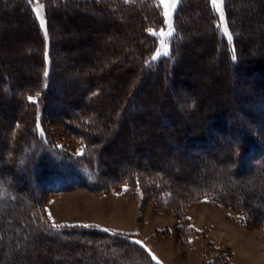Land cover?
Masks as SVG:
<instances>
[{
	"label": "rangeland",
	"instance_id": "374dc122",
	"mask_svg": "<svg viewBox=\"0 0 264 264\" xmlns=\"http://www.w3.org/2000/svg\"><path fill=\"white\" fill-rule=\"evenodd\" d=\"M157 1L161 5L165 21L169 23L176 15L181 0H177L175 7L171 6V0ZM260 1L261 5H258L256 0H233V22L237 28L242 27V33L239 35L241 34L243 40L240 62L237 66L225 65L223 60H218V52L210 51L209 45H204L201 39L210 33L205 28L204 20L196 6L193 8L187 6L184 22L188 25L186 35L191 38L187 46L192 52L185 60L189 63L183 62L179 65L182 64L180 75L186 77L184 80L188 88L193 87V93L200 104L197 111L193 110L195 119L202 111L207 114L211 111L212 121L219 122L221 126L223 125L220 122L221 115L215 113L216 111L223 110V113H226L234 111L236 107H243L247 109L252 119L257 117L254 121L259 120L262 123L257 128L255 122L247 126L253 140L264 145V118L259 117L264 114V110L258 107L264 102V78L256 74L253 67L251 71V67L247 69L246 61L247 57L249 59L256 53H264V42L260 44L258 38L264 35L261 27L264 22V0ZM42 5L39 1L35 2L37 12ZM13 6L14 3L10 2L0 8V66L9 72V79L0 81L3 88L7 82L13 83L12 76L18 73L20 88L28 81L35 80V73L40 69L41 63L37 50V35L31 31V24L22 14V7L12 9ZM101 12L104 14H100ZM101 12L97 14L95 10L85 6L79 8L77 12L57 8L53 14L52 29L55 32L54 44L57 47L53 58L59 61L56 69L60 70L59 76L64 81L63 88L56 90V93H60H57L56 98L52 96L44 99L47 104L53 106V109L57 108V111H60V116L51 110L43 113V107L34 102L38 125L35 134L22 135L25 136L24 141L28 143L19 149V153L17 152L21 158L16 159L14 165H18L19 170H16L15 174L13 171L12 174L0 175L1 184L11 191L4 195L3 187L0 185V264H102V259L108 256L104 253L103 245L106 242V247H110L112 241L103 242L102 233L113 232L120 233L121 236L124 234L135 236L132 239L140 245L144 244L151 252L152 259L161 264H264V225L258 218L260 215L264 217L262 167L255 169L251 164L244 170H239L238 175L228 176L231 187L238 185L240 189L234 196L236 202L251 204L260 214L258 216L222 198L207 195L201 197L183 195L180 196L181 201L176 203L177 193H174V190L179 192L177 189L169 188L173 191L171 193L167 190L168 187L162 184V188L155 190L151 185L152 180L146 175L136 176L130 182L112 185L108 180L109 172L121 171L123 164L130 162L152 165L169 174L173 173L170 178L171 186L189 189L191 187L189 186L191 183H187L189 177L193 182L201 183L212 179L214 175L223 176L226 169L236 166L237 161H230L225 155L238 141V136H235L233 142L227 135L224 139L218 137L216 140L220 144L216 148L208 149L207 146L206 150H191L196 161L194 157L189 159L188 155L180 158L178 155L180 148L172 147L169 137L161 134L162 126L155 124L148 127L149 123L154 121L153 114L157 112L155 105L149 102L150 114L144 112L143 117L137 119L135 126L131 128V133L122 136L118 144L108 150L109 155L105 154L119 159L118 162H104L108 157L103 155L100 157L103 162L99 165L94 160L80 164V170L89 168L92 174L83 175L84 180L81 181H77L72 168L53 169L51 166L54 164L53 156H63L67 153L76 156L83 151V145L72 134L73 131H67L59 121L63 108L73 113L88 110L94 124L106 118L118 123L122 112L117 111L115 103L122 96L123 88L134 86L130 82H133L137 75L135 67L132 68L134 74H123L125 78H119L120 71L133 66L131 58L134 56L118 58L117 51L133 48L130 39L137 37L139 32L132 29L137 30L138 23L111 12L107 14L104 9ZM246 12L250 16L244 20ZM38 16L43 26L45 20L43 11ZM102 20H106L108 24L115 23L117 26L102 25ZM168 29L158 32V36L161 37L160 44L162 43L161 53L167 51L164 42L168 37ZM77 35L83 37L77 39ZM122 35L128 40V45L123 43V48L116 43ZM225 38L231 42L227 35ZM75 41L77 46H71L70 43ZM30 52L32 55H29ZM109 54H112V57ZM105 57H110L107 59L108 62L104 61ZM113 62V67L110 66L111 72L101 73ZM115 63L118 64L117 67ZM89 73L102 74L101 95L96 100L83 102L80 92L94 83L87 80ZM144 79L145 81L148 79L147 84L143 86L146 90H156L159 83L166 84L165 80H155L149 75ZM10 90L12 98L0 100V167L3 164L12 165L11 138L15 139L18 134L19 136L22 134V131L17 133L22 128L20 121L16 123L13 132L8 133L9 119L13 117L16 120L22 111L19 104V88L11 85ZM110 93L115 95L111 96ZM188 94H190L188 90L178 92V96L182 98H187ZM31 99L34 100L33 97ZM78 99L82 102L77 106H72L69 102ZM187 105L185 102L180 103L181 110ZM167 107L168 104L165 108ZM137 110L139 111L140 107L137 106ZM187 117L184 127L187 130L195 129L193 116ZM244 118L247 119L246 114ZM117 128L115 125L93 128L90 136L99 137L97 143L92 142V147L112 138ZM143 129H147L152 136L153 133L160 134L159 140L155 138L145 143L141 135ZM126 140L134 142V145H126ZM95 148L97 150L98 147ZM122 148L127 149L132 156L120 157L117 152ZM217 149L219 150L217 157L208 155ZM31 152L34 155L28 157ZM249 156L248 154L247 157ZM30 159L35 160L36 169L29 177L24 168L31 170L27 163ZM216 160L220 162L219 165ZM37 161L45 162L46 165H39ZM43 169L48 176L53 173L57 176L61 174L63 178L75 181L74 185L68 189L52 190L44 177L38 181L39 183L34 182V174L37 178L45 175ZM4 170L9 172L7 168ZM181 170L184 174H181ZM12 185L19 187L14 189ZM164 189L167 190L165 197L161 194ZM89 230H95L94 236L99 237L89 239L86 236ZM94 240L95 246L91 244ZM114 253L115 251H112L110 255Z\"/></svg>",
	"mask_w": 264,
	"mask_h": 264
},
{
	"label": "trees",
	"instance_id": "16d2710c",
	"mask_svg": "<svg viewBox=\"0 0 264 264\" xmlns=\"http://www.w3.org/2000/svg\"><path fill=\"white\" fill-rule=\"evenodd\" d=\"M37 1L43 4L42 11L45 19L43 26L41 25L42 20L38 16V12L34 6L35 2ZM10 2L14 3L12 9L18 6L22 7V14L26 17V19H28L29 24H31V31L36 33L38 39L37 50L40 55L41 63L40 69L35 73V80H30V82L28 81L24 84V87L20 88L21 82L17 78L19 77V73L17 75L15 74V76L11 75L12 79H14V85L13 83L7 82L5 88H3L0 84V100L12 98L13 94L10 90L11 85L17 86V88H19V104L22 108L20 115L17 117L18 119L16 118L15 120L13 117L9 119L10 126L8 128V133L13 132L16 123L20 121L22 128L20 129V132L18 130L17 133H21L22 131V134H20V136L18 134L15 139L14 137L13 139L11 138V159H9L12 161V165L9 166V164H3L0 167V175L6 173L12 174L13 171L15 174L16 170H19L18 165H14L16 159L21 158L18 154V151L28 143V141H24L25 136L27 134H30V136L32 133L35 134L36 126L38 125L35 114V110L37 108L36 106H34V102L43 107V113H47L48 110H51L57 116H60V111L58 112L57 108L53 109V106L47 104L46 100L44 99V97L49 99V97L52 96L56 98L58 94H60L58 92L57 94L56 90L58 88L60 89V87L63 88L64 81L59 76L60 70L56 69L59 61L53 58L55 50L57 48L54 44L55 32L52 29V25L54 22L53 14H55L57 8H64L66 10L77 12L79 8L89 6L92 10H95L97 14L101 12L102 9H104L106 10L107 14L111 12L114 15L124 16L130 21H137V30H135L134 28L132 30L139 33L137 37H135V39H130V44L133 45V48H131L130 50H123L122 52L117 51L118 58L134 56L133 58H131L133 66L120 71L119 78L123 79V74L131 75L134 71V69H132L133 67L136 68L137 75L134 77L133 82H130L134 86L131 88H123L122 96H120L118 98V102L115 103V108H117V111L122 112L118 123L112 122L109 118H106L94 124L89 115L91 112H89L88 110H80L73 113L70 112L71 110L69 111L63 108L61 112L62 117H60L61 120L59 121L67 129V131H73L72 134L79 140V143L83 145V151L80 153V155L76 156L70 153H67V155L63 156H53L54 164L51 165L53 169L72 168V170L75 172V178L77 179V181L84 180L82 179L83 175H88L91 169L83 168V170H80L81 165L85 162H92L93 160L98 162L97 165H99L100 162H103L100 157L103 155H109L108 150L111 149L112 146L116 145V143L120 141L122 136H128L131 133V128L135 126L136 120L142 118L144 112L150 114L151 107L149 108V106L151 105H149V102H151L155 105L157 112H155L156 114H153L154 121L149 123L148 127L150 128L155 124L157 126H162L163 129L161 134H163L164 137H169V141L172 147L176 148V146H178L180 148L179 151L177 150L180 158L183 155H188L189 159H191V157L193 158L194 156L190 152L193 149H198L197 151H201L206 150L207 146L208 149L218 147L220 144L216 140L218 137L224 139V136L227 135V138H229L231 142H233L235 136H238V141L235 143L233 148H229L228 152L225 155V157L230 161L236 160V166L232 167L231 169H226L223 176L214 175L212 179L205 180L201 183H195L192 181V178L189 177V181L187 183H191L189 186H191L192 188L190 187L189 189L185 190V188H183L182 186H171L170 178L171 176H173V173L169 174V172L163 171L160 168L152 165H139L127 162L123 164L124 167L121 171H108L110 174L108 178L109 183L112 185L114 183H121L125 181L130 182L136 176L146 175L152 180L151 185L155 190H159V188H162V184L163 186L165 185L166 187H168L167 190H169V188L177 189V191L179 192H176L173 189L174 193H177V195H175L176 203H179V201H181L182 198L180 196L183 195H200V197L203 195H207L209 197L222 198L238 207L247 209L251 214H254L256 216L260 215L258 214V211L255 210V207H253L251 204L236 202L234 196L238 194V191L240 189L238 188V185H236L235 187H231V182L229 181L228 176L238 175L239 170H244V168H247L251 164H253V167L255 169H260V167H262L261 174L264 175V145L262 143L261 145L260 143H257L253 140L252 136H250V131L247 126L255 122V127L257 128L259 125H262V123L259 120L257 122L254 121L257 117H255V119H252L253 117L249 116L250 114L247 109H244L240 106L236 107L232 112L227 111L226 113H223V110H218V112H215L221 115L220 122L221 124H223L221 126L219 122L212 121L211 111H209L210 113L208 114L204 113L205 111H202V113H199L196 116L197 118L195 119L193 110L197 111V108L200 104H198V99L193 93V87L188 88L184 80L186 77L180 75L181 65L183 64V62L189 63L185 60L187 55L192 52L187 46V42L191 40V38L186 35V29L188 28V25L184 22L185 8L187 6H190L191 8L196 6L197 10H199L198 12L200 16L204 20L205 28L210 33L202 37L201 40L203 41L204 45L208 44L210 51H215L216 53L218 52V60H223L222 62H224L225 65L227 64V66H237L239 64L241 44H243L241 34L239 35V33H242V27L237 28V26H235L233 22V0H222V12L224 18L223 22L226 23L228 33H230L231 35V42L225 38L226 35L223 29L220 27L222 23L221 13L217 11L216 7L213 6L212 0H181L180 5L176 9V15L171 20H169V23L165 21L163 10L157 0H0V8L5 7ZM256 3L258 5H261L260 0H256ZM100 14L104 13L101 12ZM249 16V13L246 12L244 15V20L246 17L249 18ZM101 23L102 25L107 24V26L110 27L116 25L115 23L108 24L106 20H102ZM261 27L264 30V22L263 24H261ZM167 28H169V32L167 35L168 37L164 42L167 45V47H165L167 51L166 53H161L160 50L162 48V43L160 44L161 37L158 36V32L161 30L164 31ZM81 37L83 36L77 35V39H80ZM258 38L260 39V44H262L264 42V35L259 36ZM116 43L119 47L123 48L124 45H128V40H126V36L122 35L121 38L116 41ZM70 45L77 46L76 41L74 43H70ZM29 55H32V52H30ZM254 55L255 56H252L251 58L249 57V59L248 57L246 58L248 64L247 69L251 67V71L253 67L256 74H259V76L264 78V53H256ZM109 56L112 57V54H109ZM110 57H105L104 61H107V59ZM179 63L182 64L179 65ZM254 63H258L259 65L253 66ZM113 65L114 62L106 66L107 68H104L101 73L111 72ZM117 66L118 64L115 63V67ZM101 73L99 75L96 73L88 74L89 78L87 80L94 83H92L93 85L89 86L88 88L83 89L81 92L79 91L80 96H83V102L85 100H96L97 97L101 95V85L103 84ZM148 75L155 80H165L166 84L159 83L156 90H146L143 88V86L147 84L146 81L148 79L145 81L144 78ZM5 79H9V72L3 70L0 66V81L2 82ZM182 90H188V92L190 91V94L187 95V98L185 96V98L178 96V92H182ZM110 94L111 96L115 95V93ZM32 97L34 98V100L30 99ZM69 102L72 104V106H77L81 104L82 101L78 99V101ZM182 102H185L188 105L186 108H182L181 110L180 103ZM167 104L168 107L165 108ZM137 106L140 107L139 111L137 110ZM258 107L259 109L264 110V102H262ZM135 110H137L138 112H134ZM244 113L246 114L247 119L244 118ZM187 116H193L195 129L187 130L184 127L186 125L185 120H187L188 118ZM259 117H261V119L264 118V114ZM111 125H115L116 127H118L113 132V137L109 138V140L103 142L101 145L95 146L98 147L96 150L95 147H92V144L94 142L97 143L96 140L99 136H90V132H92L91 130H93V128L96 129L98 126L107 128V126ZM147 131V129H143L141 132V135L143 137L142 140L145 143H149L148 141L155 138H158L159 140L160 134L153 133L155 136L154 137L150 132ZM23 133L25 135L24 137H22ZM242 133L246 134L242 135ZM126 145L133 146L134 142L126 140ZM137 146L138 145L136 144V147ZM117 154H119L120 157L132 156L130 152L127 151V149L124 150V148L117 152ZM248 154L250 155L249 157H247ZM33 155L34 153L31 152L28 154V157H31ZM208 155L211 157H217L219 155V150H212ZM107 157L108 158H106L104 162L119 161V159L115 157ZM194 158L196 161V157ZM216 161V163H218L219 165L220 162H218V160ZM37 162L39 163V165H46L45 162ZM27 163L30 165L31 170L30 168H24V172L30 177L34 172V169H36L35 160L32 161L30 159ZM6 168L9 170V172H6L4 170ZM45 173L46 170H44V174ZM181 174H184L183 171L181 172ZM89 175L92 176L91 173ZM185 175H187V173ZM43 177L45 178L46 183H49V186L51 185L50 188L52 190L68 189L73 186V182H75L71 179L67 180L66 178H63L61 174L57 176L55 173L51 174L50 176L46 174L41 175L38 178L34 174V182L39 183L38 181L43 180ZM95 182L98 181L95 180ZM0 185L1 188L3 187L2 191L4 195L11 192L10 188H6L7 186L1 184V181ZM12 186L14 189L19 187H16L15 185ZM87 186L91 187L89 184H87ZM167 190L164 189L161 192L163 197L166 196L165 194H167ZM171 190L172 189H170L169 191ZM152 191L153 189H151V192ZM172 192L173 191H171V193ZM156 195L158 196V193H156ZM26 212L25 215L27 214ZM258 218L264 225V217L260 215L258 216ZM94 232L95 230H89L86 236L89 237V239L98 238L99 236H94ZM102 235L103 236L101 238L103 242L112 240L110 247H106V242L105 245H103L104 253H107L108 256L102 259V264H161L159 261L152 259L151 252H149L144 247V244L140 245L139 242L137 243L136 240L132 239L135 236L129 234H124L121 236L120 233L114 232L111 234L102 233ZM91 244H94L95 246V240L94 242L92 241ZM112 251H115V253L113 255H110Z\"/></svg>",
	"mask_w": 264,
	"mask_h": 264
},
{
	"label": "snow or ice",
	"instance_id": "6c2138e0",
	"mask_svg": "<svg viewBox=\"0 0 264 264\" xmlns=\"http://www.w3.org/2000/svg\"><path fill=\"white\" fill-rule=\"evenodd\" d=\"M176 2H177V0H171V6L175 7V3ZM212 4H213L214 7H216L217 11H219L221 13V22L222 23H221L220 27L223 29L225 35H227L228 38L231 39V35H230V33H228V29H227L226 23L223 22L224 18H223V12H222V0H212ZM41 11H42V7L38 11V15L40 14ZM169 35H170V33H169Z\"/></svg>",
	"mask_w": 264,
	"mask_h": 264
},
{
	"label": "bare ground",
	"instance_id": "6f19581e",
	"mask_svg": "<svg viewBox=\"0 0 264 264\" xmlns=\"http://www.w3.org/2000/svg\"><path fill=\"white\" fill-rule=\"evenodd\" d=\"M263 81V80H262Z\"/></svg>",
	"mask_w": 264,
	"mask_h": 264
}]
</instances>
